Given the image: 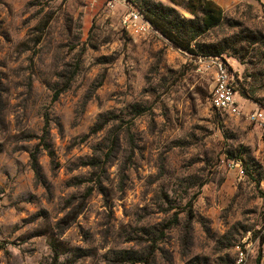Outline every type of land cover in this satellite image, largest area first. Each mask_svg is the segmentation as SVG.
<instances>
[{
	"label": "rangeland",
	"instance_id": "1",
	"mask_svg": "<svg viewBox=\"0 0 264 264\" xmlns=\"http://www.w3.org/2000/svg\"><path fill=\"white\" fill-rule=\"evenodd\" d=\"M212 1L195 48L264 111V0ZM109 2L0 0V264H264V130L212 108L204 54Z\"/></svg>",
	"mask_w": 264,
	"mask_h": 264
},
{
	"label": "trees",
	"instance_id": "2",
	"mask_svg": "<svg viewBox=\"0 0 264 264\" xmlns=\"http://www.w3.org/2000/svg\"><path fill=\"white\" fill-rule=\"evenodd\" d=\"M134 5L142 3L138 10L152 24L154 30L168 39L174 46L191 54L219 57L220 50L205 49L194 43L199 37L209 32L213 27L219 25L223 20L222 8L212 0H169L176 6L182 8L193 18L183 17L175 8L164 6L154 0H130ZM61 92H56L53 101H56ZM48 125L46 126V128ZM46 150L49 146L46 145ZM52 154V152H49ZM37 153L32 155V165L37 167ZM190 207L192 203L190 202Z\"/></svg>",
	"mask_w": 264,
	"mask_h": 264
},
{
	"label": "built area",
	"instance_id": "3",
	"mask_svg": "<svg viewBox=\"0 0 264 264\" xmlns=\"http://www.w3.org/2000/svg\"><path fill=\"white\" fill-rule=\"evenodd\" d=\"M96 3L98 0H92ZM114 0H110L109 6L114 8ZM123 29L131 34L145 35L149 32H157L152 24L135 7L131 6L128 12L122 17ZM201 62L207 70L214 72V87L211 106L214 110L228 112L232 115L245 116L248 121L257 124L264 130V111L259 108L250 112H243L238 100V93L234 88V76L227 62L220 57L202 56ZM232 169H236L243 177L245 170L238 162H232Z\"/></svg>",
	"mask_w": 264,
	"mask_h": 264
}]
</instances>
